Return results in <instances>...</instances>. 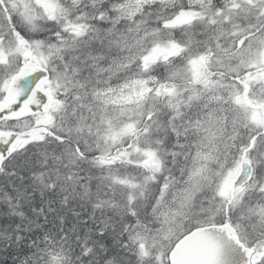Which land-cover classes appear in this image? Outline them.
Segmentation results:
<instances>
[{
	"label": "snow or ice",
	"instance_id": "1",
	"mask_svg": "<svg viewBox=\"0 0 264 264\" xmlns=\"http://www.w3.org/2000/svg\"><path fill=\"white\" fill-rule=\"evenodd\" d=\"M0 264H264V0H0Z\"/></svg>",
	"mask_w": 264,
	"mask_h": 264
}]
</instances>
